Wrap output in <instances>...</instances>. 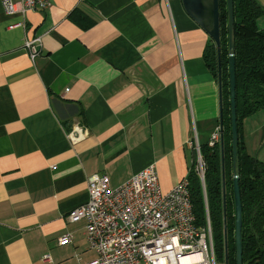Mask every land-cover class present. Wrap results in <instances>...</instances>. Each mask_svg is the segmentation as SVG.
I'll list each match as a JSON object with an SVG mask.
<instances>
[{
    "label": "crops",
    "instance_id": "1",
    "mask_svg": "<svg viewBox=\"0 0 264 264\" xmlns=\"http://www.w3.org/2000/svg\"><path fill=\"white\" fill-rule=\"evenodd\" d=\"M50 1L26 15L0 2V264L96 260L86 222L68 220L89 200L88 177L117 188L155 164L168 192L221 127L211 38L182 0ZM37 38L33 59L25 42ZM77 124L88 135L73 144ZM239 134L264 163V108Z\"/></svg>",
    "mask_w": 264,
    "mask_h": 264
},
{
    "label": "built area",
    "instance_id": "2",
    "mask_svg": "<svg viewBox=\"0 0 264 264\" xmlns=\"http://www.w3.org/2000/svg\"><path fill=\"white\" fill-rule=\"evenodd\" d=\"M8 15H26L51 6L50 0H0ZM19 24L18 26H20ZM41 38L27 40L25 48L35 59ZM88 135L77 124L69 134L73 144ZM221 127L213 133L211 146L220 144ZM196 171L204 186L206 224L199 225L191 201L190 180L184 178L164 192L156 165L112 188L105 174L88 177L89 200L68 217L86 222L85 236L98 258L88 264H218L213 228L205 189L206 164L197 145ZM72 242L67 234L59 245ZM50 260V256L45 257Z\"/></svg>",
    "mask_w": 264,
    "mask_h": 264
},
{
    "label": "trees",
    "instance_id": "3",
    "mask_svg": "<svg viewBox=\"0 0 264 264\" xmlns=\"http://www.w3.org/2000/svg\"><path fill=\"white\" fill-rule=\"evenodd\" d=\"M221 22L222 92L224 116L225 185L228 228V264H237L235 241L233 140L230 103L229 30L227 0H219ZM263 11L255 0H235L238 130L242 120L264 108V29L258 26ZM210 73L218 80V50L214 41L204 53ZM240 135V134H239ZM206 164L205 189L217 260L226 263L221 143L201 146ZM240 189L243 206V262L264 264V163L239 144ZM191 201L199 225L206 224L204 186L196 167L188 175Z\"/></svg>",
    "mask_w": 264,
    "mask_h": 264
},
{
    "label": "water",
    "instance_id": "4",
    "mask_svg": "<svg viewBox=\"0 0 264 264\" xmlns=\"http://www.w3.org/2000/svg\"><path fill=\"white\" fill-rule=\"evenodd\" d=\"M187 14L210 36L218 50V79L221 90V151H222V177L224 197V236L226 248V263L228 264V228L226 209L225 185V153H224V116L222 92V57H221V22L219 0H182ZM228 30H229V75H230V103L231 124L233 140V166H234V196H235V241L237 251V264L243 262V206L240 189V136L238 130L237 114V69H236V38H235V0H227Z\"/></svg>",
    "mask_w": 264,
    "mask_h": 264
},
{
    "label": "rangeland",
    "instance_id": "5",
    "mask_svg": "<svg viewBox=\"0 0 264 264\" xmlns=\"http://www.w3.org/2000/svg\"><path fill=\"white\" fill-rule=\"evenodd\" d=\"M259 24L262 25V28L264 27V18H261V19L259 20ZM218 264H225V263L218 261Z\"/></svg>",
    "mask_w": 264,
    "mask_h": 264
},
{
    "label": "flooded vegetation",
    "instance_id": "6",
    "mask_svg": "<svg viewBox=\"0 0 264 264\" xmlns=\"http://www.w3.org/2000/svg\"><path fill=\"white\" fill-rule=\"evenodd\" d=\"M221 143V142H220Z\"/></svg>",
    "mask_w": 264,
    "mask_h": 264
}]
</instances>
